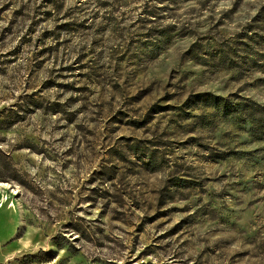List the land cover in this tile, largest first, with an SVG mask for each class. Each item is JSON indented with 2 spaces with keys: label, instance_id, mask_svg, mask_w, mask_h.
Masks as SVG:
<instances>
[{
  "label": "rangeland",
  "instance_id": "374dc122",
  "mask_svg": "<svg viewBox=\"0 0 264 264\" xmlns=\"http://www.w3.org/2000/svg\"><path fill=\"white\" fill-rule=\"evenodd\" d=\"M0 264H264V0H0Z\"/></svg>",
  "mask_w": 264,
  "mask_h": 264
}]
</instances>
